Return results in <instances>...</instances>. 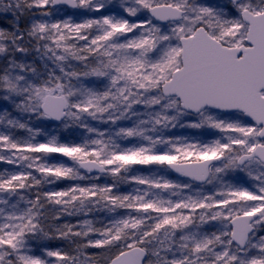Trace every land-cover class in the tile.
I'll return each instance as SVG.
<instances>
[{
	"label": "snow or ice",
	"instance_id": "obj_1",
	"mask_svg": "<svg viewBox=\"0 0 264 264\" xmlns=\"http://www.w3.org/2000/svg\"><path fill=\"white\" fill-rule=\"evenodd\" d=\"M0 264H264V0H0Z\"/></svg>",
	"mask_w": 264,
	"mask_h": 264
}]
</instances>
